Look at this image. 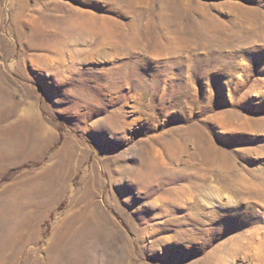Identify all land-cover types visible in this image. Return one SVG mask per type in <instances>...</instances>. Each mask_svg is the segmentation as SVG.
<instances>
[{
    "label": "rangeland",
    "instance_id": "374dc122",
    "mask_svg": "<svg viewBox=\"0 0 264 264\" xmlns=\"http://www.w3.org/2000/svg\"><path fill=\"white\" fill-rule=\"evenodd\" d=\"M0 264H264V0H0Z\"/></svg>",
    "mask_w": 264,
    "mask_h": 264
},
{
    "label": "bare ground",
    "instance_id": "6f19581e",
    "mask_svg": "<svg viewBox=\"0 0 264 264\" xmlns=\"http://www.w3.org/2000/svg\"><path fill=\"white\" fill-rule=\"evenodd\" d=\"M260 44V43H259Z\"/></svg>",
    "mask_w": 264,
    "mask_h": 264
}]
</instances>
